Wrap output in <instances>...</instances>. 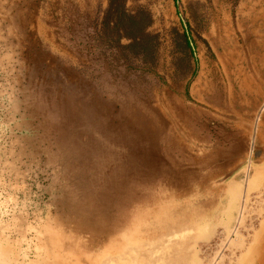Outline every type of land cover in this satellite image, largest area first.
I'll return each instance as SVG.
<instances>
[{
  "label": "rangeland",
  "instance_id": "rangeland-1",
  "mask_svg": "<svg viewBox=\"0 0 264 264\" xmlns=\"http://www.w3.org/2000/svg\"><path fill=\"white\" fill-rule=\"evenodd\" d=\"M124 2L151 15L147 51L122 31L106 35L109 0H0L8 264L45 260L49 226L90 250L164 223L187 232L145 259L134 249L138 264H261L264 182H251L264 173L258 131L253 139L264 119V0ZM184 250L186 262L174 255Z\"/></svg>",
  "mask_w": 264,
  "mask_h": 264
},
{
  "label": "bare ground",
  "instance_id": "bare-ground-1",
  "mask_svg": "<svg viewBox=\"0 0 264 264\" xmlns=\"http://www.w3.org/2000/svg\"><path fill=\"white\" fill-rule=\"evenodd\" d=\"M235 61V60H234ZM226 72V71H225ZM259 73V72H258ZM236 77V76H235ZM255 85V84H254ZM258 85V84H257ZM257 87V86H256ZM259 88V87H258ZM264 109V104L261 107V110L257 116V120H259L260 118V113L261 111ZM262 117V116H261ZM254 126V125H253ZM258 126H260V123L256 124L254 127V136L253 139L255 137V133L258 131ZM252 131V132H253ZM252 144V143H251ZM252 151H250V157L252 156ZM259 170V169H258ZM249 174V173H248ZM247 175V174H246ZM245 179V178H244ZM247 180V179H246ZM245 182V181H244ZM262 182H264V173L261 175L257 174V176H253L252 178V186H256L259 185L260 183L262 184ZM264 188V187H263ZM238 189V187L236 188V190ZM241 189V188H240ZM234 189H232L231 191H233ZM255 191V190H254ZM263 192V191H262ZM161 193V192H160ZM244 195V194H243ZM224 197V196H223ZM69 205V204H68ZM220 206V205H219ZM78 207V206H77ZM75 208V207H74ZM172 208V207H170ZM157 209V208H156ZM186 209V208H184ZM183 209V210H184ZM66 210V209H65ZM73 210V209H72ZM71 210V211H72ZM115 210V209H114ZM167 210V209H166ZM116 212V211H115ZM151 212V211H150ZM161 212V211H160ZM165 212V211H164ZM163 212V213H164ZM76 213V212H75ZM97 213V212H96ZM162 213V214H163ZM167 213V212H166ZM67 214V213H66ZM115 214V213H114ZM113 214V215H114ZM184 214V213H183ZM57 215V214H56ZM72 215V214H70ZM165 215V214H164ZM241 215V213H240ZM239 215V216H240ZM65 216V214L63 215ZM62 216V217H63ZM69 216V215H68ZM98 216V214H97ZM151 216V215H150ZM163 216V215H162ZM185 216V215H184ZM60 217V216H59ZM96 217V216H94ZM116 217V216H115ZM167 217V216H166ZM165 217V218H166ZM172 217V216H171ZM68 218V217H67ZM110 218V217H109ZM156 218V217H155ZM58 219V218H57ZM114 219V218H113ZM171 219V218H170ZM173 219V218H172ZM54 220V219H53ZM91 220V219H89ZM99 221V219H97ZM105 220V219H102ZM101 220V221H102ZM108 220V219H107ZM156 220V219H155ZM181 220V219H180ZM225 220V219H224ZM228 220V219H227ZM226 220V221H227ZM55 221V220H54ZM72 221V219H71ZM86 221V220H85ZM84 221V222H85ZM92 221V220H91ZM97 221V222H98ZM113 221V220H112ZM124 221V220H123ZM133 221V220H132ZM58 222V221H57ZM74 222V221H73ZM100 222V221H99ZM111 222V221H110ZM125 222V221H124ZM180 222V221H179ZM184 222V221H183ZM229 222V221H228ZM227 222V223H228ZM71 223V222H70ZM77 223V222H76ZM126 223V222H125ZM181 223V222H180ZM187 223V222H186ZM100 224V223H99ZM105 224V223H104ZM114 224V223H113ZM119 225V222L117 223ZM183 224V223H182ZM230 224V223H229ZM228 224V225H229ZM237 224V223H236ZM60 225V222H59ZM89 225V224H88ZM103 225V223H102ZM112 225V224H110ZM116 225V224H115ZM154 225V224H153ZM198 225V224H197ZM78 226V225H77ZM91 226V225H90ZM124 226V225H123ZM239 226V225H238ZM57 227V226H55ZM55 227L53 226H49L46 229V232L44 234V238L46 239L45 241L50 242V244L46 246H48L49 250L47 255H46V259L41 262L38 261V264H138L136 262V259L138 258V255L135 254V251H137L139 249L140 254L142 255V257L144 258L147 255H150V252L152 250V248L154 249V246L163 244V246H167L170 243H172V239L173 237H176L178 235H182L185 232H187V230L185 231L182 225H178V224H168V223H164V225H161L160 228H156L154 229L153 233H151V236L149 237L148 235L144 238H137V231L133 230L132 231V238L130 237L129 239H125L126 241H124L122 235L117 234L112 236L111 238L109 237L108 239H101V240H97L94 242L93 246L91 248H89L90 250H88V246H82L79 247L78 244H75L74 242H69V240H67V238L65 236V232H64V227H59L60 229L57 230ZM81 227V226H80ZM87 227V226H86ZM93 227V226H92ZM154 227V226H153ZM195 227V225L193 226ZM55 228V229H54ZM89 228V227H88ZM98 228V227H97ZM120 228V227H119ZM125 228V227H124ZM133 228V227H132ZM150 228V227H149ZM198 228V227H197ZM225 228V227H224ZM42 229V228H41ZM130 229V228H129ZM134 229V228H133ZM188 229V228H187ZM231 229V228H230ZM233 229V228H232ZM43 230V229H42ZM107 230V229H106ZM131 230V229H130ZM146 230V228H145ZM152 230V229H150ZM227 230V229H226ZM225 230V231H226ZM235 230V229H234ZM262 230V229H259ZM258 230V232H259ZM59 231L61 232L59 234ZM105 231V230H103ZM126 231V230H125ZM198 231V230H197ZM224 231V232H225ZM41 232V231H40ZM73 232V231H72ZM76 232V231H75ZM92 232V231H91ZM191 232V231H190ZM189 232V233H190ZM200 232H203V230L201 229ZM232 232V231H231ZM36 233V232H34ZM86 233V232H85ZM129 233V232H128ZM204 233V232H203ZM43 234V232H42ZM142 235V234H141ZM180 235V236H181ZM80 236V235H79ZM84 236V235H83ZM92 236V235H91ZM255 236V235H254ZM75 237V236H74ZM142 237V236H141ZM193 237V236H192ZM229 237V236H228ZM77 238V237H76ZM154 239V241L151 240ZM179 238V236H178ZM181 238V237H180ZM71 240H73L72 238H70ZM80 239V238H79ZM86 239V238H85ZM91 239V238H90ZM98 239V238H97ZM189 239V238H188ZM231 239V238H230ZM78 240V239H77ZM92 240V239H91ZM90 240V241H91ZM228 240V239H227ZM255 240V239H253ZM81 241V240H80ZM79 241V242H80ZM93 241V240H92ZM174 241V240H173ZM189 241V240H188ZM257 241L255 240L254 243H256ZM78 243V242H77ZM93 243V242H92ZM185 243V241H184ZM227 243V242H226ZM74 244V245H73ZM174 244V243H173ZM1 245V244H0ZM43 244H41L42 246ZM149 245V246H147ZM224 245V244H223ZM251 246V245H250ZM254 246V245H253ZM161 247V246H160ZM181 247V246H180ZM179 247V248H180ZM224 247V246H223ZM252 247V246H251ZM186 248V247H185ZM41 249V248H40ZM47 249V248H46ZM134 249H136L134 251ZM173 249H175L173 247ZM187 249V248H186ZM253 249V248H251ZM46 251V250H45ZM182 251V250H179ZM250 251V250H249ZM248 251V253H249ZM138 252V251H137ZM175 252V251H174ZM173 252V253H174ZM194 252V251H193ZM46 253V252H45ZM171 253V252H170ZM61 255L64 259V261L62 260L61 262L58 261L60 259H57V256ZM152 254V253H151ZM192 254V253H191ZM168 255V254H167ZM170 255V254H169ZM168 255V256H169ZM173 255V254H172ZM175 256L177 255V258L180 260H183L186 262V258L187 256V252L183 253H177L174 254ZM191 256L197 257V253H193ZM190 257V256H189ZM248 257V256H247ZM151 258V257H150ZM148 258V259H150ZM161 258V257H160ZM217 258V257H216ZM215 258V259H216ZM11 259V257H10ZM9 256H8V251H6L4 248H2L0 246V264H8V261L10 260ZM145 259V258H144ZM165 259V258H164ZM172 259V258H170ZM174 257V260H178ZM244 259V258H243ZM264 256H261V264H264ZM12 260V259H11ZM40 260V259H39ZM159 260V259H158ZM168 260V259H166ZM165 260V261H166ZM140 261H143L140 259ZM147 261V260H145ZM196 261V260H195ZM13 262V261H11ZM167 262V261H166ZM165 262V264H166ZM173 262V260H172ZM170 262V263H172ZM176 262V261H174ZM182 262V261H181ZM192 262V261H191ZM197 262V261H196ZM242 262V261H241ZM18 263V262H17ZM140 263V262H139ZM163 263V262H162ZM178 263V262H177ZM240 263V262H239ZM11 264V263H10ZM186 264V263H185ZM191 264V263H188ZM193 264V263H192Z\"/></svg>",
  "mask_w": 264,
  "mask_h": 264
},
{
  "label": "trees",
  "instance_id": "trees-1",
  "mask_svg": "<svg viewBox=\"0 0 264 264\" xmlns=\"http://www.w3.org/2000/svg\"><path fill=\"white\" fill-rule=\"evenodd\" d=\"M152 22L151 15L144 7H137L134 11L126 7L124 0H109L104 12V32L107 36L122 31L124 37L139 40L143 51L151 48V36L147 32Z\"/></svg>",
  "mask_w": 264,
  "mask_h": 264
},
{
  "label": "crops",
  "instance_id": "crops-1",
  "mask_svg": "<svg viewBox=\"0 0 264 264\" xmlns=\"http://www.w3.org/2000/svg\"><path fill=\"white\" fill-rule=\"evenodd\" d=\"M253 84V88L252 90L250 89V87H247V91L250 92V94L252 95V98L254 101L257 100L259 93H261V85H257L256 83L252 82ZM255 84V85H254ZM257 86V87H256ZM259 87V88H258ZM262 119L264 118V109H263V113H262ZM264 121V119H263ZM262 120H260V126L258 127V140H259V144H263L264 143V122ZM262 235H259V238L257 239L256 244L258 246L261 247V245H264V232H262ZM261 257H256V260H259Z\"/></svg>",
  "mask_w": 264,
  "mask_h": 264
}]
</instances>
